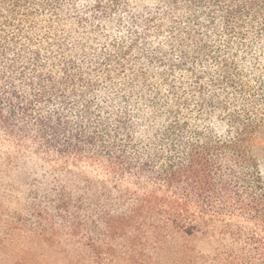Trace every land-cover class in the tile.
Wrapping results in <instances>:
<instances>
[{
    "label": "trees",
    "instance_id": "16d2710c",
    "mask_svg": "<svg viewBox=\"0 0 264 264\" xmlns=\"http://www.w3.org/2000/svg\"><path fill=\"white\" fill-rule=\"evenodd\" d=\"M263 126L264 0H0L21 223L92 251L118 229L212 238L214 264H264Z\"/></svg>",
    "mask_w": 264,
    "mask_h": 264
},
{
    "label": "rangeland",
    "instance_id": "374dc122",
    "mask_svg": "<svg viewBox=\"0 0 264 264\" xmlns=\"http://www.w3.org/2000/svg\"><path fill=\"white\" fill-rule=\"evenodd\" d=\"M255 142L264 176V126ZM6 174L0 168V264H214V255L222 249L212 238L173 233L157 240L149 235L145 241L147 236L137 231L118 229L92 251L56 223L44 230L37 228L33 216L25 224L17 221L25 216L28 201Z\"/></svg>",
    "mask_w": 264,
    "mask_h": 264
}]
</instances>
